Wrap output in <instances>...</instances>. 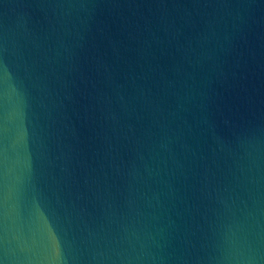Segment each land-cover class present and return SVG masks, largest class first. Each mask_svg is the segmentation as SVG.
<instances>
[{
  "label": "water",
  "instance_id": "95a60500",
  "mask_svg": "<svg viewBox=\"0 0 264 264\" xmlns=\"http://www.w3.org/2000/svg\"><path fill=\"white\" fill-rule=\"evenodd\" d=\"M0 264H264V0H0Z\"/></svg>",
  "mask_w": 264,
  "mask_h": 264
}]
</instances>
